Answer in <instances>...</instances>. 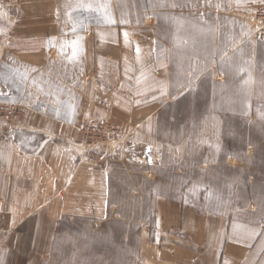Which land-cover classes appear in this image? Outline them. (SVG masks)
<instances>
[{
    "label": "crops",
    "instance_id": "1",
    "mask_svg": "<svg viewBox=\"0 0 264 264\" xmlns=\"http://www.w3.org/2000/svg\"><path fill=\"white\" fill-rule=\"evenodd\" d=\"M4 1H17L20 8L15 27L0 37V71L9 54L23 63L46 61L50 39L60 32L59 0ZM263 6L264 0H224L218 7L192 9V17L208 18L206 36L200 21L184 25L185 13L168 14L160 47L151 31L143 38L130 27H94L85 37L83 58L86 75L94 76L92 88L100 92L84 84L80 120L24 111L18 135L9 140L14 144L0 130V264H49L62 220L107 218L112 167L100 164L99 155L86 153L87 159L84 152L62 148L81 135L75 125L90 103L117 118L123 113L127 122H116L122 128H137L145 116V130L155 129L162 148L179 161H195L191 171L176 173L184 177L176 190L181 195L162 197L156 220L143 228L138 253L145 262L264 264V30L248 24L249 13ZM222 16L230 20L221 27L216 18ZM222 30L224 41L218 42ZM220 48L231 89L218 95L215 83L208 122L166 124L165 114L198 85L201 74L210 70L217 81ZM157 57L165 62L160 78L152 74ZM235 80L241 81L239 92ZM219 106L225 111L218 113ZM155 111L161 112L157 125L146 119Z\"/></svg>",
    "mask_w": 264,
    "mask_h": 264
},
{
    "label": "rangeland",
    "instance_id": "2",
    "mask_svg": "<svg viewBox=\"0 0 264 264\" xmlns=\"http://www.w3.org/2000/svg\"><path fill=\"white\" fill-rule=\"evenodd\" d=\"M214 5H224V0H59L57 9L60 32L50 39L52 44L47 51L46 61L23 63L9 54L0 71V109H10L5 113V121L0 122L4 137L6 140L9 138V141L18 135L17 126L25 118L24 111H43L48 115H56L58 119L80 120L81 114L78 116V112L84 84H89L90 92L99 91L92 88L94 76L91 73L86 75L83 58L85 37L94 27H130L136 34L142 33L143 38H147L145 32L151 31L160 47L168 35V14L175 17L176 12L185 13L180 19L188 23L184 25H189L194 19L200 21V33L206 36L208 33L203 22L208 18L192 17L189 12ZM19 8L17 1L0 0V37L3 34L4 38L8 37V32L15 27ZM263 9L264 6L249 13L248 24L254 30H264ZM216 19L222 27L227 25L229 17ZM232 20L241 22L240 18ZM218 35L216 40L224 41V30ZM74 51L76 56L73 59ZM223 52L224 48L218 49L215 66L217 81L211 80L210 70L201 74L198 85L186 91L183 100L176 102L171 107L172 112L165 114L168 116L166 124L182 123L191 126L208 122L206 110L211 104L209 94H213L215 83L218 95H224L226 89H231V86H227L229 80L225 79L224 63H219L220 59H224ZM164 64L160 57L154 60V77L160 78ZM253 87L256 92V81ZM241 88L240 80L233 81L234 91L239 92ZM263 88L264 82L261 81V92ZM237 101L234 99L233 104ZM92 105L94 103H90L91 110L86 117L75 125L81 135L71 142L73 145L68 144L62 148L79 154L99 155L100 164L112 167L114 176L110 209L104 220L83 217L62 220L49 264H159L147 263L140 257L139 238L144 226H151L156 220L157 207L162 197L176 199L181 195L176 190L183 183L184 177H178L176 173L178 170L191 171L195 161H179L174 154L162 148L155 129L152 133L145 130V116H142L137 128H122L116 122H127L126 118H122L123 113L117 114V118L112 111L106 109L105 113L98 112ZM250 105L255 110V97ZM216 110L218 113L225 111L220 106ZM146 119L156 124L161 121V112L148 113ZM223 120V117L218 116L217 121ZM200 131L202 133L203 130ZM9 143L14 144L12 141ZM86 158L89 159L88 155ZM185 179L187 181L188 178Z\"/></svg>",
    "mask_w": 264,
    "mask_h": 264
},
{
    "label": "built area",
    "instance_id": "3",
    "mask_svg": "<svg viewBox=\"0 0 264 264\" xmlns=\"http://www.w3.org/2000/svg\"><path fill=\"white\" fill-rule=\"evenodd\" d=\"M264 11V9H263ZM10 109H6V110H3V109H0V122L1 121H5V113H8ZM13 113H15V111H12Z\"/></svg>",
    "mask_w": 264,
    "mask_h": 264
},
{
    "label": "snow or ice",
    "instance_id": "4",
    "mask_svg": "<svg viewBox=\"0 0 264 264\" xmlns=\"http://www.w3.org/2000/svg\"><path fill=\"white\" fill-rule=\"evenodd\" d=\"M125 36H127V34H126V33H125ZM74 47H75V46H74ZM75 56H76V52L74 51V52H73V57H72V58L74 59V58H75ZM147 151H149V152H150V149H148Z\"/></svg>",
    "mask_w": 264,
    "mask_h": 264
}]
</instances>
